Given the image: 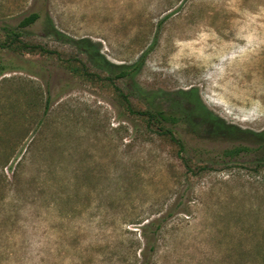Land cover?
I'll return each instance as SVG.
<instances>
[{"label": "rangeland", "instance_id": "obj_1", "mask_svg": "<svg viewBox=\"0 0 264 264\" xmlns=\"http://www.w3.org/2000/svg\"><path fill=\"white\" fill-rule=\"evenodd\" d=\"M3 27L52 54L0 47V264H264V151L220 159L264 133V0H0ZM86 47L130 68L133 110L179 118L186 154L66 68L105 76ZM193 89L246 133L199 129Z\"/></svg>", "mask_w": 264, "mask_h": 264}, {"label": "trees", "instance_id": "obj_2", "mask_svg": "<svg viewBox=\"0 0 264 264\" xmlns=\"http://www.w3.org/2000/svg\"><path fill=\"white\" fill-rule=\"evenodd\" d=\"M38 18L37 14H32L26 18H24L20 24V28L27 27L34 23L36 19ZM3 34H4V40L0 43V47L3 49H7L14 53H20V52H30V53H40V54H46L51 55L52 52L49 50L44 49L41 46L38 45H31L28 43H25L22 41L21 33L17 29L9 28V27H3L2 28ZM84 51L88 58H92L97 65H100L102 69L106 72L105 76H99L97 74L91 73L88 68L86 67L85 63L82 61H76V60H66V68L75 76L80 77L86 81H102L107 82L108 85L113 86L114 90L117 92L119 101L126 106L128 111L132 114L138 117L140 121V125L144 127L149 132H152L162 139L168 140L172 143H174L180 150V152L187 153L185 150V146L183 145L182 141L178 138H176L173 134V126L178 122L179 118L175 116L174 114H166L163 111L158 110H149L146 109L144 111H135L131 108V102L129 100V96L127 94H124L119 88H117L114 85V81L116 79H123L127 77L130 74V68L126 66L121 67H113L109 63H107L100 55H98L97 51L90 47L84 48ZM116 68L118 70V73L114 74L113 70ZM157 96H160L162 94H155ZM183 96L187 98H193L195 101V105L198 107L199 110L203 111L206 116L202 118V123L198 126L199 129L204 131H212L215 134L218 135H225L230 134L233 132H239V133H246L241 132L237 128L233 126L226 125L223 121L215 118L212 116V114L204 108V106L199 101V98L197 96V90L193 89L189 92L183 93ZM180 107V106H178ZM181 109V108H179ZM194 112L187 114V119L192 120ZM254 150H263L264 151V133L259 136V145L257 148L253 149L249 146H245L242 144L232 146L231 148H228L224 150L221 153L220 159L224 162V160H232L236 157H238L241 153L254 151ZM10 156H7L4 158V160L0 163V171L8 165ZM181 160L186 164L188 167V159L186 157H181ZM20 161L17 163L16 167L19 166ZM256 166L259 168H264V157L261 159H258L255 162ZM190 169V168H189ZM205 166L199 167L198 170H204ZM161 230V226L158 225L156 228V233L159 234ZM150 251H155V248H151ZM143 264H148V262H144Z\"/></svg>", "mask_w": 264, "mask_h": 264}]
</instances>
